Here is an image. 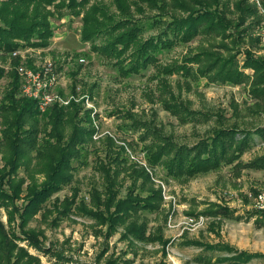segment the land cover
<instances>
[{"label": "trees", "instance_id": "1", "mask_svg": "<svg viewBox=\"0 0 264 264\" xmlns=\"http://www.w3.org/2000/svg\"><path fill=\"white\" fill-rule=\"evenodd\" d=\"M59 0H0V57L5 58L22 46L45 47L51 36L46 6ZM61 1V0H60ZM89 0H66V8L75 11L87 8L83 17L82 40L89 42L92 50L106 59L115 60L112 65L122 77L139 74L153 65L159 74L180 73L192 78H205L208 83L248 84L251 97L257 107L264 108V57H256L252 49L224 56L214 49L202 47L188 51L180 61L159 64L158 55L170 50L176 44H188L197 36L214 37L219 46L227 48L223 42L239 45L248 38L250 46L259 45V41L250 32L255 30L260 15L249 0H233L231 5L223 0H113L115 10L106 4L87 5ZM147 6L153 14L138 17ZM64 4L60 5L63 7ZM264 9V0H262ZM75 14H79L75 12ZM149 30L147 37L143 34ZM100 39V42H96ZM243 53L242 68H239L237 56ZM18 59L12 58L8 70L0 66V81L9 78L0 98V209L19 197L25 180L18 177L21 166L32 172L26 188L27 197L21 209L20 226L28 219L45 212V203L64 186L71 184L74 178L73 162H81L85 146L91 142L96 130L93 126L92 110H83L82 103L71 101L66 107L52 106L43 113L39 112L37 102L19 95V77L14 69ZM242 69L252 70L251 75ZM165 89L167 82L161 80ZM167 92V91H166ZM72 93H75L73 87ZM171 96V95H170ZM172 99V96H171ZM167 111L181 122H208L214 117L200 111H193L184 105L163 102ZM82 113L81 117L80 114ZM132 120L130 129L140 133V139L146 142L145 151L151 168L162 167L167 176L174 179H190L200 174L217 170L222 165L233 164L253 143L251 131L237 125L223 123V116L215 117V124L208 136L200 138L192 145L180 144L147 123ZM255 133H264L256 128ZM107 163H100L99 171L104 180L103 191L93 188L89 205L81 200L76 204L77 194L53 201V207L61 215L74 213L87 217L99 228V234L105 228L104 237L108 240L119 233L120 240L135 243H158L162 247L163 257L167 256L165 239L161 227L148 232V221L143 213L158 212L163 200L160 190L154 189L149 174L141 168L128 166L126 173L131 185L124 197L118 195L117 177L120 173L123 148L114 149L109 141ZM253 169H264V154L243 165ZM33 174L43 175V181L37 184ZM19 179V180H17ZM15 180L17 182H15ZM140 180V182H139ZM139 182V183H138ZM8 190L12 193L8 194ZM139 191H147L143 196ZM16 211V208H13ZM205 214L230 218L232 211L221 205H213ZM8 223L12 222V213L7 211ZM258 226L262 217L256 218ZM8 232L0 219V264H39L36 257L18 248L15 241L20 239ZM29 244L36 247L30 239ZM186 244L201 248L207 252L225 251L226 257H216L218 262L229 261L232 264H245L262 253L238 250L223 243L214 245L200 241ZM212 258L198 255L195 261L209 264ZM133 259H124L121 263L109 261V264H133Z\"/></svg>", "mask_w": 264, "mask_h": 264}, {"label": "rangeland", "instance_id": "2", "mask_svg": "<svg viewBox=\"0 0 264 264\" xmlns=\"http://www.w3.org/2000/svg\"><path fill=\"white\" fill-rule=\"evenodd\" d=\"M223 1L231 5L233 0ZM62 4L64 6L60 7ZM96 4H106L111 7L110 10H115L113 0H89L87 5ZM65 5L66 0H59L46 6L51 32L47 46L19 47L25 58L21 60L17 57L18 64L23 61L28 67H35L51 61L59 77L58 89L63 95H73L78 102L83 101V110H92L96 133L85 146L82 161L73 162L76 169L71 184L64 186L45 203V210L50 212L45 218V212H39L28 219L23 227L20 226L19 215L27 201L26 188L32 172L25 166L19 168L18 177L25 180L19 197L8 209H0V219L5 229L21 237L15 241L17 247L36 257L39 264H109V261L121 263L124 259H133V264H199L195 258L204 254L212 258L209 264H232L214 260L216 257L228 256L225 251L207 252L186 244L189 241L212 245L223 243L238 250L264 254V220L258 226L256 218L259 215L250 209V194L264 188V169L243 167L264 154V133L259 135L254 131L264 127V108L255 105L256 100L251 97L248 84L208 83L205 78L185 77L180 73L164 75L159 74L153 65L139 74L122 77L112 65L115 60L99 55L92 50L89 42L82 40L83 17L88 6L72 11ZM143 7L145 12L138 17L153 14L147 6ZM78 11L79 14H75ZM254 32L252 30L250 33L254 36ZM150 33L147 30L143 36L147 37ZM249 41L245 38L239 45L223 42L227 46L224 48L219 46V40L214 37L197 36L188 44H176L159 54L158 60L163 65L180 61L186 52L198 47L214 49L224 56L235 53L237 49L242 52L250 48L256 57H264V48L254 44L250 46ZM96 42H100V39ZM237 59L239 68H242L243 53ZM11 60L9 55L0 57V66L9 68ZM242 71L249 75L253 73L249 69ZM161 80L167 82L165 89L160 84ZM8 82V77L0 81V98ZM73 87L76 94L72 93ZM163 102L184 105L214 117L206 123L199 122L200 119L183 124L166 110ZM219 114L223 116L224 125L235 124L250 130L253 143L233 164L222 165L217 170L190 179L171 178L161 166L151 168L145 151L147 141L140 139L141 132L129 128L132 120L128 118L131 115L147 123L177 143L192 145L208 136L217 124L215 117ZM109 141L114 149L123 148L120 157L124 162L120 166L116 187L120 197L125 196L131 185L126 173L129 164L144 169L149 174L153 188L160 190L163 200L161 210L145 212L143 216L148 221V232L161 227L164 238L169 240L166 257H163L162 247L158 243H135L130 246L128 241L119 239V233L107 240L104 237L105 228L99 234L98 226L91 219L74 213L61 215L58 213L60 210L56 211L53 207L56 198L60 201L65 197L71 198L75 191L78 193L76 204L83 200L84 204L89 205L91 190L96 188L103 191L104 180L99 167L100 163L108 164L106 156L110 149ZM2 165L0 162V167ZM33 176L37 184L43 181V175ZM7 192L12 193L8 189ZM136 192L143 196L148 193L138 189ZM217 204L227 207L233 212L232 216L220 218L205 214L206 209ZM7 211L12 213L11 223H8ZM199 217L204 218L202 226L186 223L187 218L198 220ZM27 235H30L36 247L29 244ZM245 264H264V257Z\"/></svg>", "mask_w": 264, "mask_h": 264}, {"label": "built area", "instance_id": "3", "mask_svg": "<svg viewBox=\"0 0 264 264\" xmlns=\"http://www.w3.org/2000/svg\"><path fill=\"white\" fill-rule=\"evenodd\" d=\"M249 3L257 10L260 15V22L256 25L254 36L259 41V46L264 48V9L262 0H249ZM24 52L15 50L9 54L10 58L19 57L21 60L25 58ZM7 67L5 70H8ZM19 77V95L33 99L37 102L39 112L43 113L47 108L52 106L66 107L71 101L77 102L73 95H63L58 89L59 77L55 67L51 61H45L42 65L28 67L26 63L21 61L14 67ZM250 209L264 220V188L250 194ZM188 225L202 226L204 218L199 217L198 220L187 218Z\"/></svg>", "mask_w": 264, "mask_h": 264}]
</instances>
